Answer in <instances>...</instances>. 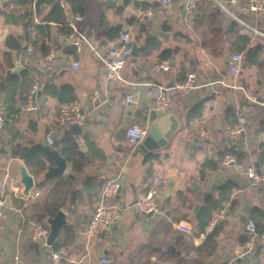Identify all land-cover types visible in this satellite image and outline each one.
Masks as SVG:
<instances>
[{
  "label": "crops",
  "instance_id": "1",
  "mask_svg": "<svg viewBox=\"0 0 264 264\" xmlns=\"http://www.w3.org/2000/svg\"><path fill=\"white\" fill-rule=\"evenodd\" d=\"M38 1L18 7L17 0H0V113L8 79L24 71L36 82L39 105L35 112L27 111L25 106L22 114L0 131V199L12 205L5 207L0 219V264H53L51 253L56 245L66 264H103L102 259H109L110 264H264V189L252 185L233 165L222 166L220 160L226 151L222 133L238 123L245 134L236 159L242 166L252 164L259 171L263 168L264 107L260 102L264 95V0H232L222 5L217 0H198V12L189 22L185 19L188 0H170L168 5L161 0H75L74 7L67 0H57L66 9L64 25L85 40L76 53L68 51L61 44L64 37L59 36L58 23L52 22L51 50L46 56L32 46L38 32L27 31L19 19L8 23L3 15L12 13L15 7L31 9L34 23L43 25L52 7L46 5L38 14ZM258 2L262 5L259 10H239ZM232 14L246 26L234 20ZM123 33L130 35L132 47L136 44L138 56L125 67L123 82L109 84L103 75V58ZM9 37L21 41V53L6 46ZM153 41L159 42V47L149 57H141V48ZM243 47L246 50L239 52ZM255 48L262 52L258 65L252 66L247 59ZM235 53L245 58L238 75L230 70ZM44 60H51L52 67L43 66ZM74 62L79 63L78 69L73 68ZM159 63H168L170 70L155 72L153 67ZM19 65V73L8 74ZM189 73L197 76L196 88L186 96L169 93L173 102L170 113L180 122L178 130L166 148L146 158L132 147L126 131L119 135L128 114L140 107L145 113L154 110L160 89L172 88L186 80ZM50 84L74 88L76 104L85 115L82 125H59L60 103L44 90ZM129 95L134 96L130 102L126 101ZM95 103L99 106L94 107ZM200 107L195 119L205 113L211 123L206 137L197 136L190 128L194 119L189 121V116ZM132 124L146 127L137 118H132L127 127ZM71 127L82 133L84 142L78 138L77 143L88 163L85 172L75 174L68 162L64 176L75 174L76 187L81 189L90 178H94L96 187L120 178L122 188L109 204L120 211L121 219L92 238L84 224L86 210L90 219L92 207L68 203L61 209L68 218V229L62 231L61 240L52 246H39L33 228L43 222L48 225V218L41 214L55 184L43 174L35 176L12 153L16 147L42 146L49 131L54 132V141L60 142ZM110 155L118 158L101 175ZM21 166L35 178L29 196L22 195ZM157 177L163 212L144 217L136 212L134 204L138 194L149 190ZM194 183L199 184L198 190ZM230 184L232 193L223 203V210L215 214L205 233L199 234L198 213L209 199H219L221 189ZM252 219L259 226L254 236L245 228ZM180 223L193 231H182ZM170 245L172 252L167 251ZM246 246L250 252L242 257Z\"/></svg>",
  "mask_w": 264,
  "mask_h": 264
},
{
  "label": "built area",
  "instance_id": "2",
  "mask_svg": "<svg viewBox=\"0 0 264 264\" xmlns=\"http://www.w3.org/2000/svg\"><path fill=\"white\" fill-rule=\"evenodd\" d=\"M117 1V0H115ZM163 4L168 5L170 0H161ZM222 5V2L217 0ZM198 0H188L185 7V19L191 21L195 14L198 12L197 9ZM224 7V6H222ZM262 7L261 3L258 2L256 5L251 3V6H241L239 10L243 13L249 12V10H259ZM224 9H226L224 7ZM227 10V9H226ZM0 11L3 8L0 7ZM234 20L238 23L246 26V23L239 18L237 15L232 14ZM79 19V18H78ZM85 39L80 36L76 38H70L65 41L66 45H77L78 47L83 45ZM33 49L29 47V52L33 53ZM133 58V47L131 44V38L128 33H123L117 41V45L112 47L103 58L104 70L103 75L107 83L116 84L124 81V70L130 60ZM244 55L242 53H235L230 59V70L232 73L238 75L241 72V66L244 63ZM43 66L51 68L52 61L44 60ZM73 68L78 69L80 67L78 62L73 63ZM155 72H168L170 66L168 63H159L153 67ZM197 86V76L194 73H189L186 80L183 82L176 83L172 88L160 89V94L157 97L154 110L159 116L167 115L172 111L173 102L170 96V91H173L177 95L186 96L190 94ZM37 87H33L28 95L26 109L29 112H35L39 110L37 103ZM134 99L133 95L127 97L128 102ZM260 104L264 107V95L261 98ZM85 122V115L82 113L81 108L77 104L73 105H62L58 110V123L61 127L82 125ZM5 124L4 116L0 113V131L3 129ZM211 123L208 118L205 117V113H202L200 117L190 122V128L199 137H206ZM126 136L135 149L141 144L148 135V128L143 127L139 124H132L126 129ZM245 134V129L242 125L236 124L234 127L227 128L223 131L222 137L225 141L228 149H234L239 146L242 137ZM46 140L49 145L54 144V132L49 131L46 135ZM80 142H84L80 138ZM222 166L233 165L237 171L244 175L252 185L262 186L264 189V163L263 168L258 173V168L255 165L242 166L239 161L231 155H227L221 162ZM160 178L157 177L154 180L153 186L147 190L138 194L134 208L136 212L144 217H154L162 214V205L159 200L158 185ZM122 188L121 180L111 179L107 182L104 190L96 203L95 210L92 212L91 217L86 226V233L89 237H96L101 235L105 231L111 228L112 225L119 222L121 219V213L112 205L109 204L111 200H114ZM5 211V204L3 199H0V219L2 218ZM151 215V216H150ZM179 228L186 232L191 233L192 227L188 225L179 224ZM246 231L250 236H254L257 233V226L254 221H249L246 225ZM50 236V227L48 225L36 224L33 228V238L36 241H40L42 244H47ZM43 241V242H42ZM40 243V244H41ZM250 252L249 246L242 251L240 256H246ZM51 261L53 264H66L63 255L59 251H53L51 253ZM103 264H110L109 259H102Z\"/></svg>",
  "mask_w": 264,
  "mask_h": 264
},
{
  "label": "trees",
  "instance_id": "3",
  "mask_svg": "<svg viewBox=\"0 0 264 264\" xmlns=\"http://www.w3.org/2000/svg\"><path fill=\"white\" fill-rule=\"evenodd\" d=\"M33 0H17L16 5L18 7H27L32 5ZM68 5L74 7L75 0H67ZM46 5L52 7L49 15L46 18V23L43 25H36L34 23V13L31 9L21 10L18 7L14 8L12 13L4 12L3 15L6 18V21L9 23L11 21L18 22V19L22 21L23 26L27 31H36L38 32L37 37L32 42L34 50H39L43 56H46L51 47L49 46L50 36L52 33L53 26L52 22L58 23V33L59 36L64 37V40L70 38H76L77 35L73 29L69 26H65L63 21L66 14L65 7L57 0H39L37 3L38 14L43 12ZM40 6H44L40 9ZM76 9V8H75ZM28 33V32H27ZM121 36V35H120ZM119 36V37H120ZM119 39V38H118ZM57 43V41H55ZM159 42L153 41L144 45L139 54L141 57H149L157 47H159ZM6 46L11 50L17 51L18 53L22 52L21 41L15 37H9ZM246 50V47L239 48V52ZM262 50L260 48L251 49L248 53V63L249 65H258L259 57ZM22 77V78H21ZM182 80L181 82H183ZM8 85L4 88L6 94L3 110L1 114L4 116L5 124L7 126L9 123L15 121L17 116L22 114L24 107L27 104L28 95L30 91L35 86L36 82L27 71L22 72L21 76H12L8 79ZM45 92L48 96H51L57 99L62 105H73L76 104L77 97L75 90L71 85L56 86L48 85L45 87ZM201 107L194 110L193 116H189V121L195 119L196 114L201 112ZM195 115V116H194ZM238 124V123H237ZM236 124H232L229 128L234 127ZM225 130V129H224ZM82 135L81 131L78 128L71 127L70 133H67L66 136L60 141H54L53 147L59 148L61 154L67 159L71 164L72 170L75 174H82L85 172L88 159L86 158L85 153L80 151V147L77 143L78 138ZM238 148L228 149L220 155L221 162L227 155H231L234 158H239ZM13 156L22 159L25 164L31 169L32 173L35 176L45 175L52 160L49 157L48 152L42 146L30 147H16L13 150ZM264 160L262 162V165ZM202 171V177L205 175ZM71 174L69 176L64 175H54L46 180H53L55 187L50 194V200L45 205L42 211L43 218H54L58 215L62 208H64L68 203L70 206L74 205H85L92 207L95 210L96 203L99 197H96L100 191H103L105 188V183L102 182L99 187H96L93 179L90 178L85 181L83 188L76 187V176ZM232 184L221 189V196L219 199H209L206 202V205L202 207L200 212L197 215L199 234L205 233L208 226L211 224L216 213H219L223 210V203L228 201L230 194L232 193ZM147 191V190H146ZM181 194V193H180ZM254 221L257 229H259L256 220ZM42 225H46L43 222ZM68 229V227H67ZM59 245L54 247L55 251H59Z\"/></svg>",
  "mask_w": 264,
  "mask_h": 264
},
{
  "label": "water",
  "instance_id": "4",
  "mask_svg": "<svg viewBox=\"0 0 264 264\" xmlns=\"http://www.w3.org/2000/svg\"><path fill=\"white\" fill-rule=\"evenodd\" d=\"M231 1L232 0H221V2L224 3H230ZM61 44L65 45V48L72 53H76L79 48L77 45L74 44L66 45L65 40H62ZM137 56L138 48L136 44H134L133 57L135 58ZM21 70L22 66L19 65L12 71H9L8 74L11 75L19 73ZM100 99L102 102L104 101L103 96L100 97ZM113 99L114 97H112L111 100ZM98 106V103L94 104V107ZM110 106L111 103L109 102L105 105V108L108 109L110 108ZM128 116L129 118L127 119V123H130L132 118L141 119L146 123V127L148 128V135L145 140L135 148V150H140L144 155H146V158H150L151 156H154V154H157L161 149L166 148L168 142L172 139L180 125V122L176 115L168 113L164 117L160 118L155 110H151L150 112L145 113L144 107L136 109L134 112L129 113ZM127 123L122 127L119 135L124 134V132L126 131ZM41 145L46 149L49 154V157L52 160V164L49 165L48 170L44 175V178L48 179L54 175H64L68 168V161L61 154V150L59 148H55L52 145L47 144L46 141H42ZM81 149H84V147H82ZM117 158V155L108 156L107 169L101 171V175L106 174L107 171L110 170L113 160H116ZM258 173H260L259 170ZM20 175V184L23 187L22 195L29 196L30 192L35 187V178L28 172L25 166L20 167ZM193 187L195 190H198L200 188L198 183H194ZM4 204L7 208L12 207V205L8 203V200ZM86 213L87 215L84 217V224H87V221L89 219V209L86 210ZM47 223L50 227V236L48 238L47 244L49 246H52L58 241L62 231L68 227V218L66 213L60 211L56 217L48 218ZM173 250L174 249L171 245L167 247L168 252H172Z\"/></svg>",
  "mask_w": 264,
  "mask_h": 264
},
{
  "label": "rangeland",
  "instance_id": "5",
  "mask_svg": "<svg viewBox=\"0 0 264 264\" xmlns=\"http://www.w3.org/2000/svg\"><path fill=\"white\" fill-rule=\"evenodd\" d=\"M141 125L144 126L143 124H141ZM46 225H47V224H46ZM48 226H49V225H48ZM62 234H63V232L60 234V236H61ZM59 238H60V237H59ZM60 240H61V239H58V241H60ZM42 242H43V241H42ZM38 243H41V242H40V241H37L36 244H38ZM38 245L44 247V246L47 245V244H45V245H44V244H43V245H42V244H41V245L38 244Z\"/></svg>",
  "mask_w": 264,
  "mask_h": 264
}]
</instances>
